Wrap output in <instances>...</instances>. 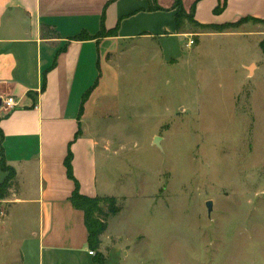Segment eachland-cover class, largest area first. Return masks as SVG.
I'll use <instances>...</instances> for the list:
<instances>
[{"label": "rangeland", "instance_id": "rangeland-1", "mask_svg": "<svg viewBox=\"0 0 264 264\" xmlns=\"http://www.w3.org/2000/svg\"><path fill=\"white\" fill-rule=\"evenodd\" d=\"M188 14L178 50L127 51L84 101L109 187L95 209L117 211L92 248L119 264H264V25L217 31Z\"/></svg>", "mask_w": 264, "mask_h": 264}, {"label": "crops", "instance_id": "crops-1", "mask_svg": "<svg viewBox=\"0 0 264 264\" xmlns=\"http://www.w3.org/2000/svg\"><path fill=\"white\" fill-rule=\"evenodd\" d=\"M174 1L0 0V99L17 102L9 110L0 106V158L15 170L2 201L8 213L0 222V264H99L98 251L89 254L84 212L69 199L75 184L65 159L70 152L80 193H107V183L98 180L96 140L82 125L84 94L102 92L127 51L170 55L180 48ZM180 1L201 24L248 17L264 25V0ZM116 27L113 35L96 36ZM81 32L91 38L71 39ZM4 176L0 168V182ZM109 225L103 241L110 239ZM103 250L104 264H119L111 246Z\"/></svg>", "mask_w": 264, "mask_h": 264}, {"label": "trees", "instance_id": "trees-1", "mask_svg": "<svg viewBox=\"0 0 264 264\" xmlns=\"http://www.w3.org/2000/svg\"><path fill=\"white\" fill-rule=\"evenodd\" d=\"M174 4H175L176 9H177V11L175 13V19H174L175 25H176L177 29H179L180 28V26H179V23H180L179 15L180 14L182 15L185 11L182 7L180 0H175ZM221 8H222V4L218 5L214 9V12L215 13L219 12L221 10ZM188 15L193 19L194 22L199 24L200 27H202L204 29H211V30L214 29L217 31L222 29V28H225L227 26H233L235 23L244 19V18H242V19H239L237 21L224 22V23H204V24H201V23H198L193 18L191 13H189ZM43 28L45 30L46 27H43ZM113 34H115L114 30H106V29L102 28L96 36L102 37V36L113 35ZM87 38H91L90 35H88L86 33H82V32L71 37V39H76V40H82V39H87ZM53 64H55V61ZM46 72H47V70H45L42 74V85H41L42 91L45 89V85H46ZM89 92H90V89H88L84 94V97H83V100L81 103V107H80V113L82 111L83 102L85 101ZM33 106H35V105H33ZM71 157H72L71 153L69 152L68 155L66 156V159H65L67 175H68V177H70L74 181V184H75V188H74L72 194L70 195L69 199H70V201L74 207L81 209L84 212L85 224H86V227L88 230V245L93 250L92 246H97L98 241L97 242L95 241V243L92 242L91 230H94L95 238L100 236L101 234H103L104 231L106 230V227H107V218L109 216H114L117 213V211L110 209L107 213H99V210L95 209V205H94V202H95L97 196L90 197V196H87V195L80 193L78 181L73 176L72 166H71ZM0 168L5 173L3 180L0 182V202H2L4 199H6L11 194L10 191H11V189H13V186H14L15 170L12 166L7 164L3 154L1 155V158H0ZM94 211L97 214V216L100 218V220L99 219L96 220V218L93 217L92 212H94ZM95 250H97V247L95 248ZM104 260H105L104 256L98 255V253H97L98 263L104 264Z\"/></svg>", "mask_w": 264, "mask_h": 264}, {"label": "built area", "instance_id": "built-area-1", "mask_svg": "<svg viewBox=\"0 0 264 264\" xmlns=\"http://www.w3.org/2000/svg\"><path fill=\"white\" fill-rule=\"evenodd\" d=\"M192 43V40L190 39L188 41V44L190 45ZM16 100L12 96H7L4 99H0V106L3 107L6 110L12 109L16 105ZM93 250H89V254H93Z\"/></svg>", "mask_w": 264, "mask_h": 264}, {"label": "water", "instance_id": "water-1", "mask_svg": "<svg viewBox=\"0 0 264 264\" xmlns=\"http://www.w3.org/2000/svg\"><path fill=\"white\" fill-rule=\"evenodd\" d=\"M157 141H158V137H155V138H154V142L157 143ZM205 205H206V207H207V211H208V213H210L211 210H212V201H211V200L206 201Z\"/></svg>", "mask_w": 264, "mask_h": 264}]
</instances>
